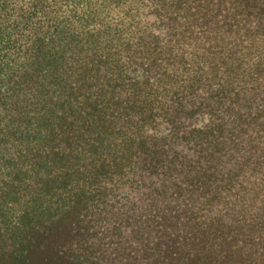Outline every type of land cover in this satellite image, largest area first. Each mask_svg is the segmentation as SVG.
Listing matches in <instances>:
<instances>
[{
    "label": "trees",
    "instance_id": "1",
    "mask_svg": "<svg viewBox=\"0 0 264 264\" xmlns=\"http://www.w3.org/2000/svg\"><path fill=\"white\" fill-rule=\"evenodd\" d=\"M0 264H264V0H0Z\"/></svg>",
    "mask_w": 264,
    "mask_h": 264
}]
</instances>
